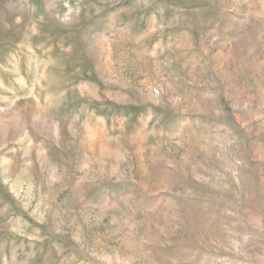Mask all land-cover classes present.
Segmentation results:
<instances>
[{
    "label": "rangeland",
    "instance_id": "374dc122",
    "mask_svg": "<svg viewBox=\"0 0 264 264\" xmlns=\"http://www.w3.org/2000/svg\"><path fill=\"white\" fill-rule=\"evenodd\" d=\"M0 264H264V0H0Z\"/></svg>",
    "mask_w": 264,
    "mask_h": 264
}]
</instances>
